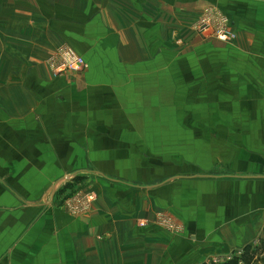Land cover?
Returning <instances> with one entry per match:
<instances>
[{"label":"crops","instance_id":"obj_1","mask_svg":"<svg viewBox=\"0 0 264 264\" xmlns=\"http://www.w3.org/2000/svg\"><path fill=\"white\" fill-rule=\"evenodd\" d=\"M206 8L234 44L184 34ZM64 45L84 71L52 73ZM262 238L264 0H0V264H219Z\"/></svg>","mask_w":264,"mask_h":264},{"label":"built area","instance_id":"obj_2","mask_svg":"<svg viewBox=\"0 0 264 264\" xmlns=\"http://www.w3.org/2000/svg\"><path fill=\"white\" fill-rule=\"evenodd\" d=\"M212 11V8L205 9L202 15L199 17L200 19L196 21L197 23L194 28L202 33L216 28L212 30L213 34L211 33V35L223 43H228L236 39L235 33L228 25L220 26V22L218 26L214 27L216 25L215 24L213 27H211V24L213 25L214 22L213 20L222 17L220 14H215ZM53 55L54 56L48 60V64L54 75H59L66 72L77 73L86 69V63L84 59L68 46L59 47ZM93 201L94 198L91 194L78 193L75 198L73 197L66 200L65 207L70 214L77 216L89 211Z\"/></svg>","mask_w":264,"mask_h":264},{"label":"rangeland","instance_id":"obj_3","mask_svg":"<svg viewBox=\"0 0 264 264\" xmlns=\"http://www.w3.org/2000/svg\"><path fill=\"white\" fill-rule=\"evenodd\" d=\"M207 9V8H206ZM211 9V8H210ZM205 10V9H204ZM213 11L212 12H214L215 14H220L222 17L221 18H218V19H215V20H213L214 22H213V25L211 24V27H213L215 24V26L214 27H216V26H218L219 24H220V22H221V24H220V26L221 25H223V26H230L231 28H232V25H231V23H230V21H229V19L225 16V15H223L219 10H217V9H212ZM203 13V12H202ZM202 15V14H201ZM200 18H197L195 21H193V22H189L188 24H187V26H186V28L184 29V34H197V35H201V34H209L210 36H211V38H214L215 39V37L213 36V35H211V33L213 34V29H216V28H213V29H211V30H208V31H206V32H200V31H197L194 27H195V25H196V21H198ZM232 30H233V28H232ZM186 31V32H185ZM233 32H234V30H233ZM235 33V32H234ZM235 36H236V39H237V35H236V33H235ZM180 41L182 40V36L181 37H177ZM178 39H174V40H172V42H174L177 46L178 45H181L180 43H179V40ZM236 39H234L233 41H231V42H228V43H230V44H234V42H235V40ZM217 42H220L219 40H217V39H215ZM171 41V40H170ZM182 42V41H181ZM221 43H223V42H221ZM64 46H66V45H64ZM61 47V46H60ZM52 56H54V55H51V57L50 58H52ZM78 195V192H77V194L75 193V194H73V196L72 197H70L69 199H71V198H75L76 196ZM66 202V201H65ZM257 244H255L254 246H256ZM242 252H243V249L241 250V251H239V252H237V253H235V254H233V256H230L229 257V259H231V258H233V257H240L241 255H242ZM224 260H228L227 258L226 259H224ZM257 264H263V263H257Z\"/></svg>","mask_w":264,"mask_h":264},{"label":"trees","instance_id":"obj_4","mask_svg":"<svg viewBox=\"0 0 264 264\" xmlns=\"http://www.w3.org/2000/svg\"><path fill=\"white\" fill-rule=\"evenodd\" d=\"M258 262L264 264V238L260 239L256 246H246L240 257H233L219 264H257Z\"/></svg>","mask_w":264,"mask_h":264}]
</instances>
